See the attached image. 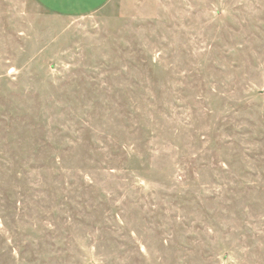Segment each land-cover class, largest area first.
<instances>
[{
    "label": "rangeland",
    "instance_id": "rangeland-1",
    "mask_svg": "<svg viewBox=\"0 0 264 264\" xmlns=\"http://www.w3.org/2000/svg\"><path fill=\"white\" fill-rule=\"evenodd\" d=\"M0 264H264V0H0Z\"/></svg>",
    "mask_w": 264,
    "mask_h": 264
},
{
    "label": "crops",
    "instance_id": "crops-1",
    "mask_svg": "<svg viewBox=\"0 0 264 264\" xmlns=\"http://www.w3.org/2000/svg\"><path fill=\"white\" fill-rule=\"evenodd\" d=\"M43 9L62 16L75 17L95 12L111 0H35ZM53 6V7H52ZM73 11V12H72Z\"/></svg>",
    "mask_w": 264,
    "mask_h": 264
}]
</instances>
